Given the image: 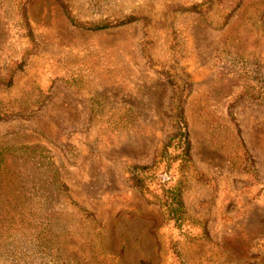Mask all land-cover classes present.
<instances>
[{"label": "rangeland", "instance_id": "rangeland-1", "mask_svg": "<svg viewBox=\"0 0 264 264\" xmlns=\"http://www.w3.org/2000/svg\"><path fill=\"white\" fill-rule=\"evenodd\" d=\"M0 162V264H264V0H0Z\"/></svg>", "mask_w": 264, "mask_h": 264}, {"label": "trees", "instance_id": "trees-1", "mask_svg": "<svg viewBox=\"0 0 264 264\" xmlns=\"http://www.w3.org/2000/svg\"><path fill=\"white\" fill-rule=\"evenodd\" d=\"M133 17H128L125 18V22H129L132 20ZM97 27L92 26L91 29H96ZM175 119L176 123L179 126L178 129V143H179V154L180 157L183 158L184 160L189 161V140L187 137V132H186V124L185 120L183 117V110L180 105H178L176 113H175ZM1 164V162H0ZM154 166V162L151 163L150 165H138L134 164L131 165L128 168L129 172V179L132 183L133 186H136L141 192L143 190H147V185L150 183L149 176L152 170V167ZM157 185V189L161 193L163 205L169 210V217L168 219H171L175 222H177L181 215L184 213L183 209V204L181 201V196H180V190L181 187L178 185H170V186H165L166 181L163 180H158L155 182Z\"/></svg>", "mask_w": 264, "mask_h": 264}]
</instances>
